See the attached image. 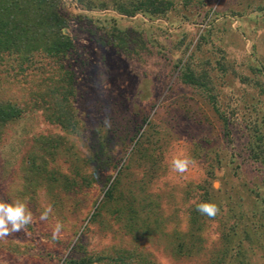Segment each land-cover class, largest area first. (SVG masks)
Masks as SVG:
<instances>
[{
    "label": "trees",
    "instance_id": "16d2710c",
    "mask_svg": "<svg viewBox=\"0 0 264 264\" xmlns=\"http://www.w3.org/2000/svg\"><path fill=\"white\" fill-rule=\"evenodd\" d=\"M181 1L185 7L191 2ZM74 2L87 12L110 9L127 18L139 14L148 21L167 18V14L179 4L177 2L175 5L172 0ZM60 8L61 0H0V66L8 63V68L0 69V139L6 127L30 109L47 111L45 120L56 125L66 135L80 134L70 101L75 96L76 84L74 73L68 69V59L74 53V44L66 31L69 30V19L63 16ZM254 11L264 15V1ZM208 15L209 11L203 13L200 22H204ZM95 22L101 23L104 32L96 37L99 46L124 53L130 51L131 54L138 52L133 48L134 44L144 49V37L133 30L118 28L113 18L103 23L96 18ZM211 34V29L202 30L193 44L187 39V32L182 31L181 44L176 46L183 47L181 55L170 72H176V85L191 90L213 112L220 123L223 137V145L216 143L202 147L194 144L191 159L195 161L198 157H204L208 163L205 168L206 179L202 184L186 181L177 183L179 194L183 196L181 200L194 199V202L185 207L181 215L174 210L167 217L158 213V194L155 195L156 199L146 194V185L142 181L134 189L125 188L122 179L123 171L129 167L128 161L137 153L141 161L150 162L152 171L150 169L147 182L151 184L162 169L158 163L163 154L159 144L148 153L146 149L140 148L139 140L133 137L130 140L133 142L131 147L123 148L122 155L116 157L120 141L113 143L114 135L108 137L95 130L96 136L87 148L85 156H88L83 158V163L92 165L94 169L108 170V177L91 205L85 225L75 226L66 218L61 221L62 228L72 230L65 246L69 252L61 264H147L148 260L139 257L136 243L128 250L112 248V252L85 249L80 243L81 234L88 226H102L104 215L105 218H113L115 224L121 222L120 228L125 234L133 233L137 223L144 228L140 234H146L145 237L160 231L167 241L166 255L173 262L191 261L205 254L203 264H264V108L260 101V98L264 99V66L247 64L249 75H245L235 69L234 63L227 62L221 49L210 48L209 56H203L202 47L207 44ZM228 75L231 80L255 90L259 98L249 103L230 91L224 103L220 102L221 93L217 82L223 80L221 86L230 87L224 80ZM142 124L148 127V134L147 131L142 132L138 139L148 141L156 131L147 118L142 120ZM156 142H160V138ZM63 143L65 140L58 134L39 135L33 139L26 160L21 161L17 181L12 188L14 202L19 200L27 206L33 202L42 203L39 197L42 188L47 187V191L52 183L58 181V177L62 179L64 192H60V197L45 193L44 201L50 200L52 204L59 205V200L61 202L69 198L66 191L77 192L75 188L80 184L54 169L55 152ZM216 168L221 169V180L226 185L222 193L221 189L216 192L209 188L207 182V179L215 177ZM231 177L241 180L237 187L246 188L244 190L247 198H250L251 211L244 210L237 201H231L228 194L224 197V193L232 192L235 188L228 184ZM243 178L251 183V187ZM84 186L90 188L91 181L87 180ZM225 200H230V203L225 205ZM201 203H214L220 212L214 218L202 215L197 211ZM222 205L227 208L226 220L219 217ZM149 221L153 229L148 227ZM212 226L218 237L205 248L203 236ZM167 227H170L167 232L162 231ZM26 229L31 231V226L28 225ZM22 246L27 250L32 248L31 244Z\"/></svg>",
    "mask_w": 264,
    "mask_h": 264
},
{
    "label": "rangeland",
    "instance_id": "374dc122",
    "mask_svg": "<svg viewBox=\"0 0 264 264\" xmlns=\"http://www.w3.org/2000/svg\"><path fill=\"white\" fill-rule=\"evenodd\" d=\"M172 1L175 5L177 2L179 4L167 14V18L148 21L139 14L127 18L110 9L87 12L80 9L74 0H61L60 12L69 19V30L66 31L74 44V53L68 59V69L74 73L76 84L75 96L70 101L80 134L66 135L56 125L48 123L45 120L48 112L45 110L30 109L23 112L21 118L9 124L1 135L0 200L14 202L12 188L17 181L21 161L26 160L28 148L39 135L58 134L63 137L65 143L54 155V169L74 178L80 186L75 188L77 192L65 190L69 198L61 202L58 198L59 205L52 204L50 200L44 201V196L45 193H52L60 197L64 192L62 179L58 177V181L52 183L47 191V187H43L39 193L42 203L28 205L33 214V222L29 225L31 231L25 228L0 238V264H61L69 252L65 246L72 230L62 228L60 235L53 239L55 225L61 223L63 218L75 226L85 225L91 205L108 177V170L94 169L92 165L83 163V158L88 156H85L87 148L96 136L95 130L108 137L114 135L113 143L120 141L116 157L122 155L123 148L131 147L133 142L130 140L133 137L139 140L140 148L146 149L148 153L159 144L163 154L158 163L162 169L151 184L147 182L152 168L150 162L141 161L137 153L128 161L129 167L123 171L122 179L123 186L132 189L141 181L145 182V193L157 198L158 213L167 217L174 210L181 215L185 207L194 202V199L181 200L183 196L179 194L177 183L186 181L202 184L206 179L205 168L208 163L203 156L198 157L187 171L180 173L172 169V160L186 156L191 158L194 144L202 147L216 143L223 145V137L220 123L213 112L191 90L175 84L176 72L171 74V71L183 48L176 47L180 43V33L186 31L187 39L194 44L202 30L211 29L212 34L208 36L201 54L207 57L210 48L221 49L227 62L234 63L236 70L249 75L247 64L264 66V15L254 11L264 0H191L187 7L181 4V0ZM207 11L209 15L204 22H200L202 14ZM96 18L102 23L113 18L118 28L141 34L146 42L144 49L134 44L133 48L138 52L131 54L130 51L124 53L99 46L96 37L104 32L101 23L95 22ZM7 64L3 63L0 69L8 68ZM224 80L230 87L221 86L223 80L217 82L221 93L220 102L224 103L230 91L249 103L259 98L255 90L231 80L229 75ZM260 99L264 108V99ZM144 118L156 131L148 141L138 139L140 133L147 131L148 134V127L142 124ZM159 138L160 142L157 143ZM221 173V169L216 168L215 177L207 179V182L209 188L216 192L221 189L222 193L226 185L221 180ZM87 180L92 183L90 188H84ZM243 180L247 183L246 178ZM240 181L238 177H231L228 184L235 188L223 195L226 197L228 194L231 201H237L244 210L251 211L250 198H247L244 190L246 188L237 187ZM217 182V187H213ZM247 185L251 187V183ZM228 203L230 200L224 201L225 205ZM49 205L52 211L48 219L41 220V214ZM225 205L221 206L219 217L226 220ZM102 221V226H88L81 234L80 243L87 251L112 252V248L128 250L136 243L139 257L148 260L147 264H203L206 258L205 254H201L191 261L173 262L166 255L167 241L160 231L145 237L146 234H140L144 228L137 223L133 233L125 234L120 228L121 222L115 224L113 218H105V215ZM148 227L154 228L150 221ZM213 227L203 236L205 248L218 237ZM169 229L167 227L162 231L167 232ZM22 244H31L32 248L27 250Z\"/></svg>",
    "mask_w": 264,
    "mask_h": 264
},
{
    "label": "clouds",
    "instance_id": "9594fccd",
    "mask_svg": "<svg viewBox=\"0 0 264 264\" xmlns=\"http://www.w3.org/2000/svg\"><path fill=\"white\" fill-rule=\"evenodd\" d=\"M195 162L190 157L183 159L175 158L172 160V169L174 171L184 173L188 167ZM218 182L213 185L217 187ZM52 208L49 205L41 214V220H47ZM197 211L202 215L214 218L219 212L220 208L214 203H201L197 206ZM33 222V214L29 210L27 204L22 201H15L12 203L0 200V238H6L14 233H18L25 229ZM63 225L57 223L53 229V239H56L62 229Z\"/></svg>",
    "mask_w": 264,
    "mask_h": 264
}]
</instances>
